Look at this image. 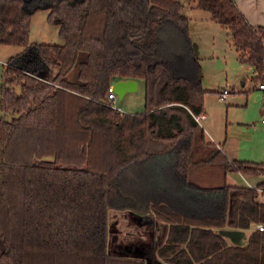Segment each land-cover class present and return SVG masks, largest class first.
Here are the masks:
<instances>
[{
    "label": "trees",
    "instance_id": "1",
    "mask_svg": "<svg viewBox=\"0 0 264 264\" xmlns=\"http://www.w3.org/2000/svg\"><path fill=\"white\" fill-rule=\"evenodd\" d=\"M188 1L228 31L237 60L264 82V26L251 25L235 0ZM181 7L179 0H0V45L20 48L0 73V112L11 115L0 117V264H143L107 241L108 211L128 208L164 224L153 250L164 264H264L257 228L264 181L229 185L223 176L206 186L195 177L196 168L216 163L224 174L264 176V160H228L203 137L194 118L206 90ZM39 8L60 44L28 42L29 16ZM29 50L32 57L18 60ZM117 79L142 81L141 112L108 106L107 86ZM164 156L181 201L136 205L125 172ZM220 229L250 231L244 245H233Z\"/></svg>",
    "mask_w": 264,
    "mask_h": 264
},
{
    "label": "rangeland",
    "instance_id": "2",
    "mask_svg": "<svg viewBox=\"0 0 264 264\" xmlns=\"http://www.w3.org/2000/svg\"><path fill=\"white\" fill-rule=\"evenodd\" d=\"M179 1L182 4L181 13L188 17L187 34L193 43L200 67L201 86L206 90L202 99L203 116L199 120L200 126L207 132H212L215 139L220 141L223 150L229 154L234 151L239 159L252 158L256 162H262L264 125L260 122V115L264 110V92L258 88V83L252 80L254 76L252 67L237 60L231 36L225 28L214 21L202 19L203 15L206 18L209 16L207 11L193 8L188 0ZM46 13L44 8H39L29 16V43L62 42L57 33V26L47 21ZM19 49L17 46L0 45V62H5ZM2 65L4 64L0 63V73ZM223 88L229 91L226 100H220L218 97V91ZM110 104L125 113L141 112L142 81L138 80L136 89L120 98L114 94ZM10 116L8 113L0 112V117L4 120H8ZM252 149L253 151L255 149V152H251ZM222 167L216 163L196 168L195 171H200L199 174H195L196 178L199 177L198 183L219 186L225 176L232 185H244L238 178L242 172L227 171L224 174ZM169 168L167 157H152L134 170L125 172L124 187L134 196L136 205H145L148 199V205L162 200L171 207H177V201L181 200L173 191L174 182L171 179L173 176ZM129 222L128 215L123 209L109 210L107 241L110 243L114 237L127 234Z\"/></svg>",
    "mask_w": 264,
    "mask_h": 264
},
{
    "label": "crops",
    "instance_id": "3",
    "mask_svg": "<svg viewBox=\"0 0 264 264\" xmlns=\"http://www.w3.org/2000/svg\"><path fill=\"white\" fill-rule=\"evenodd\" d=\"M236 5L238 6L239 10L241 11V13L244 15V17L246 18V20L253 26H264V0H235ZM203 20H211L209 18V16L206 18L205 15H203L202 17ZM212 21V20H211ZM192 43V42H191ZM193 44V43H192ZM19 51V50H18ZM18 51H16L15 53H17ZM33 53L32 51H26L25 53L21 54L18 56V60H28L29 57H32ZM134 80V79H133ZM136 82V87L138 85V80H134ZM136 89V88H135ZM134 89V90H135ZM132 92V91H129ZM129 92H124L123 95L125 93H129ZM122 95V96H123ZM121 96V97H122ZM131 113V112H129ZM136 113V112H134ZM139 113V112H138ZM203 116V108H202V112L199 116L195 117V121L197 122V124L200 126L199 120L200 118ZM201 127V126H200ZM202 131H203V137H205V140L210 141L212 143L215 144V147L218 148L221 153L223 155H225V157L228 160H243V161H250V162H256L255 160H252V158H249L250 160H244V159H239L237 158V154H235V152L233 151L232 154H229L227 151H224L222 146L220 145V141L215 139V136L212 135L211 133L207 132L205 129H203L201 127ZM206 133V134H205ZM208 135V136H207ZM251 152H255V149L253 151V149L251 150ZM259 163V162H256ZM200 172V171H199ZM239 175V174H238ZM240 182L242 181V183L247 186V187H257V185L260 182L264 181V176L262 175H250V174H242L240 173L239 177ZM225 182L229 185L230 182H228V180L225 177ZM239 183V184H242ZM243 185V186H244ZM241 186V185H240ZM260 189H264V185L260 186L257 191H258V200L262 201L264 203V191H260ZM124 210H131L134 211V209L128 208V209H124ZM138 210V209H137ZM148 212V210H147ZM131 221V220H130ZM132 223V221H131ZM131 223L128 225V230H132L134 229V226L131 225ZM263 224L264 227V223H260ZM259 225V224H258ZM257 225V226H258ZM250 230H245L246 235L249 233ZM264 231V229H263ZM228 240V239H227ZM229 241V240H228ZM230 242V241H229Z\"/></svg>",
    "mask_w": 264,
    "mask_h": 264
},
{
    "label": "water",
    "instance_id": "4",
    "mask_svg": "<svg viewBox=\"0 0 264 264\" xmlns=\"http://www.w3.org/2000/svg\"><path fill=\"white\" fill-rule=\"evenodd\" d=\"M194 50V46L192 45ZM112 92L120 98L124 92L133 91L136 88V82L133 79H117L111 83ZM128 215L129 223L134 228H139L144 231L145 234L153 235V246L154 248L159 243L160 237L162 236L164 224L160 221L153 220L147 211L143 213L133 212L131 210H124ZM130 216V218H129ZM218 234L230 241L233 245H244L246 242V233L243 230L237 229H220ZM133 257H139L144 259V264H164L159 260L155 254H151L148 257H143L138 254H130Z\"/></svg>",
    "mask_w": 264,
    "mask_h": 264
},
{
    "label": "flooded vegetation",
    "instance_id": "5",
    "mask_svg": "<svg viewBox=\"0 0 264 264\" xmlns=\"http://www.w3.org/2000/svg\"><path fill=\"white\" fill-rule=\"evenodd\" d=\"M111 248L122 250L124 253L128 254L142 255L146 258L153 254V235H143L139 230L129 229L127 234L113 238L111 241ZM141 259L144 264V259Z\"/></svg>",
    "mask_w": 264,
    "mask_h": 264
},
{
    "label": "built area",
    "instance_id": "6",
    "mask_svg": "<svg viewBox=\"0 0 264 264\" xmlns=\"http://www.w3.org/2000/svg\"><path fill=\"white\" fill-rule=\"evenodd\" d=\"M1 64H4V62H0ZM258 88L261 89L264 92V82L258 84ZM229 94V91L225 88H223L221 91H218V97L220 100H226L227 96ZM106 99L108 101V106L112 107L113 109H116L117 111H120L118 107H114L110 104V101L114 98V93L112 92L111 83L107 86L106 90ZM196 119V118H195ZM260 122L264 125V110L261 112L260 115ZM260 191H264V189H260ZM259 230H263V224H259L257 226Z\"/></svg>",
    "mask_w": 264,
    "mask_h": 264
}]
</instances>
